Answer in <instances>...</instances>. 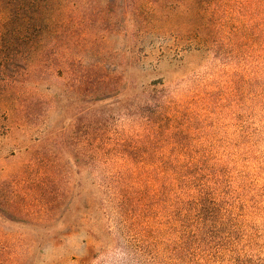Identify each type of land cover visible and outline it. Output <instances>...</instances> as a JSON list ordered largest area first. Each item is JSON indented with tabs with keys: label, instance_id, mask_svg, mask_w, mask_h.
<instances>
[{
	"label": "trees",
	"instance_id": "16d2710c",
	"mask_svg": "<svg viewBox=\"0 0 264 264\" xmlns=\"http://www.w3.org/2000/svg\"><path fill=\"white\" fill-rule=\"evenodd\" d=\"M101 2L103 6L99 8V1L88 0H0V120L26 130L25 141L19 146L21 162L11 170L0 171V190L9 185L56 187L59 193L54 211H59L71 190L72 173L65 172L70 158L61 145L55 146V139L66 140V127L61 126L56 134L35 128L34 111L39 100L35 93L45 74H53L56 66L57 74L64 72L71 49L82 47L87 35L82 27L85 19L104 25V39L114 32L121 44L127 43L126 48L118 44L104 46L105 62L108 58H132L128 49L136 66L149 57L156 62L161 58L182 61V47L197 52L206 49L217 55L227 50L231 61L238 64L241 49L248 51L247 57L253 50H261V82L264 81V0L151 1L157 12L148 9L149 0H122L118 14L112 9L120 1ZM150 23L156 25L152 30L146 27ZM166 33L173 39L160 46L144 43L146 36L165 37ZM106 51L109 53L105 56ZM112 63V69L98 64L89 71L90 139L84 178L89 194L82 217L89 220L87 236L97 239L102 249L120 242L119 250L131 264H264V259H255V253L261 250L251 248L252 243L236 248L237 240L251 233L246 228L244 212L252 203L254 177L246 169V160L241 165L239 158L232 157L154 155L164 148H141L125 140L100 139L95 132L101 130L97 108L106 106L114 97L119 102L126 97V92H114L121 84V77L116 75L120 62ZM156 84L161 87V96H156L159 111L147 108L144 112L138 105L140 114L152 117L163 109L162 99L166 96L162 81L140 85V93L147 94L142 97L143 105L150 106L156 99L151 90ZM31 130L37 131L36 136L29 134ZM48 141L53 144L47 150ZM133 150L143 154L131 155ZM170 151L184 152L178 147ZM12 155L10 151L8 156ZM75 174L78 178L79 170ZM80 182L78 178L77 184ZM0 211V231L5 222L18 224L26 218L24 209L14 201L6 204L1 193ZM50 242L53 248L59 245L57 241ZM50 242L0 237V264H35L34 250ZM92 245L87 243L85 247L92 250Z\"/></svg>",
	"mask_w": 264,
	"mask_h": 264
},
{
	"label": "rangeland",
	"instance_id": "374dc122",
	"mask_svg": "<svg viewBox=\"0 0 264 264\" xmlns=\"http://www.w3.org/2000/svg\"><path fill=\"white\" fill-rule=\"evenodd\" d=\"M88 1H99L100 8L104 0ZM116 1L120 3L113 7L112 12L118 14L122 0ZM152 2L148 9L157 12ZM89 19H85L82 26L87 31L82 47L71 49L65 71L57 74L56 66L53 74H45L40 80L41 88L35 93L39 99L34 111L35 128L42 129L45 134H56L61 126L66 127V140L55 139L58 141L55 146L61 145L63 151L67 152L65 156L70 158L69 169L65 170L72 173L69 196L59 211H54V200L59 193L56 187H4L0 193L6 204L17 203L26 212V218L20 219L18 224L5 222L0 237L59 242L56 248L51 242L37 246L32 256L35 264H55L56 260H62L60 264H131L119 250L120 242L118 246L102 249L97 239L88 237L86 229L89 220L82 219L89 194V188L84 184L90 139L89 71L98 64L112 69V62H120L116 66V75L121 77V84L114 92H126V97L121 98L120 102L119 98L114 97L106 106L97 108L96 116L99 115L101 130L95 132H98L100 139L110 142L125 140L141 148H164L163 151L153 152L154 155L232 157L239 158L241 165V161L246 160L245 167L254 177L252 203L244 212L248 222L246 228L251 233L240 241L238 239L236 248L240 250L252 243L251 248L261 250V253H255V259H264V97H261L264 81L261 82V50H253L247 57L248 51L241 49L240 61L234 64L227 50L217 55L206 49L197 52L194 49L182 50L181 47L179 55L183 57L182 61L161 58L156 62L149 57L136 66L133 53L128 49L132 58L118 60L115 57L112 61L108 58L109 64L103 59L102 48H112L117 44L119 48H126L127 43L121 44L114 32L108 40L104 39V25L99 26L98 21ZM146 27L152 30L156 25L150 23ZM172 39L170 33H166L165 37L153 38L150 35L144 38V43L160 46ZM108 53L106 51L105 56ZM149 81H162V92L166 96L162 99L163 109L152 117L148 113L140 114L138 110V105H141L144 112H147V108L153 112L159 111V84L151 86L154 96L159 97L150 106L143 105L142 97L147 94L142 95L139 87L141 84L146 86ZM6 128L9 129L7 133ZM36 130H31L29 134L36 136ZM25 131L19 124L11 125L8 121L0 120L1 172L11 170L21 162L19 146L25 141ZM96 137L92 136L93 139ZM52 144L53 141L45 143L46 149L52 148ZM173 147L184 152H171L170 148ZM10 151L14 155L8 156ZM130 154L143 153L133 150ZM78 170L79 185L75 174ZM2 209L13 214L12 210ZM87 243L93 244L92 250L86 249Z\"/></svg>",
	"mask_w": 264,
	"mask_h": 264
}]
</instances>
